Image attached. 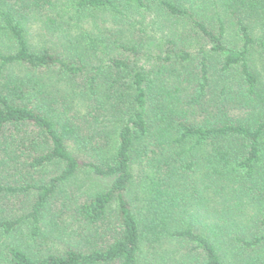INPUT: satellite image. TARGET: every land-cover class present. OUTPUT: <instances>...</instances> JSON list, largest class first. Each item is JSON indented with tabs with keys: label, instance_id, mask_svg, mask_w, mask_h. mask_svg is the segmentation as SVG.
Wrapping results in <instances>:
<instances>
[{
	"label": "trees",
	"instance_id": "16d2710c",
	"mask_svg": "<svg viewBox=\"0 0 264 264\" xmlns=\"http://www.w3.org/2000/svg\"><path fill=\"white\" fill-rule=\"evenodd\" d=\"M0 264H264V0H0Z\"/></svg>",
	"mask_w": 264,
	"mask_h": 264
},
{
	"label": "rangeland",
	"instance_id": "374dc122",
	"mask_svg": "<svg viewBox=\"0 0 264 264\" xmlns=\"http://www.w3.org/2000/svg\"><path fill=\"white\" fill-rule=\"evenodd\" d=\"M79 178H82L83 180L86 179L87 183H88V182H91V180L88 179L89 176H87V175H85V174H81V175L79 176ZM94 180L96 181L97 179L94 178ZM94 180L92 179V182H93ZM84 181H85V180H84ZM86 181H85V182H86ZM64 220H65V219H64ZM61 228L63 229V235H65V236L67 237L69 233L67 232L66 228H64V225H63V226L61 225ZM62 242H64V241L62 240ZM63 245H64V244H63Z\"/></svg>",
	"mask_w": 264,
	"mask_h": 264
}]
</instances>
